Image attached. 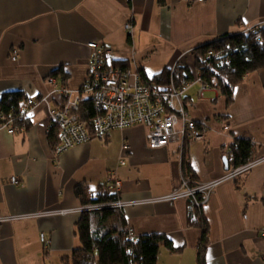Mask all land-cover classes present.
Returning <instances> with one entry per match:
<instances>
[{
    "label": "crops",
    "instance_id": "0c3cea01",
    "mask_svg": "<svg viewBox=\"0 0 264 264\" xmlns=\"http://www.w3.org/2000/svg\"><path fill=\"white\" fill-rule=\"evenodd\" d=\"M251 26H264V0H0V98L20 91L21 104L27 98L38 102L12 133L0 111V218L40 214L0 223V264H62L61 257L79 245L75 223L82 203L75 186L85 182L102 191L105 185L95 189L94 183L104 176L108 184L115 175L122 182L119 199L140 201L124 207L134 234L165 233L180 248H165L158 263L197 264L202 230L188 224L192 199L147 200L171 193L183 177L222 176L232 167L225 169L223 157L238 137L252 141V159L264 155V67L235 85L229 104L212 85L198 97L195 81L196 48ZM91 41L149 77L184 67L191 85L183 101L197 122L207 124L204 138L183 149L175 142L150 149L146 126L136 124L56 154L47 105L39 98L48 95L50 106L59 102L48 81L55 69L65 72L71 88L80 84ZM14 47L16 60L10 57ZM198 210L208 223L204 264H264V162L215 186Z\"/></svg>",
    "mask_w": 264,
    "mask_h": 264
},
{
    "label": "built area",
    "instance_id": "2783aa9c",
    "mask_svg": "<svg viewBox=\"0 0 264 264\" xmlns=\"http://www.w3.org/2000/svg\"><path fill=\"white\" fill-rule=\"evenodd\" d=\"M124 28L127 33L131 34L132 25L130 22L125 23ZM242 32H248L256 36L259 41H263L258 26H251ZM87 45L90 48L87 70L80 84L71 88L66 84H61L58 79L49 77L48 81L53 85L52 93L59 94L60 100L54 106H50L48 105V95L39 98L40 102L47 105L50 126L55 127L58 131L59 142L53 148L56 154H60L77 144L86 143L92 138L107 135L111 130L125 129L136 124L146 126V142L150 149L160 148L172 142L178 143L183 149L186 142L204 138V130L207 128V124L197 122L190 115L183 101L191 85L190 81L181 79L179 83H175L171 78L166 87L160 88L144 79L138 70L115 65L112 50L104 44L91 41ZM208 53L211 56H221L223 50H219L217 53L211 51ZM10 57L13 60L18 58L17 47L11 49ZM219 64L228 65L229 59L221 58ZM195 81L199 84L197 95L203 97L209 84L201 79L199 74L195 77ZM83 98H89L96 110L91 122L92 129L86 126L79 114V105ZM24 104H21L17 109H11L12 111L8 115L0 110L3 125L8 128V132H14L19 127L18 120L27 116L29 112L27 108L36 106L38 102L34 98H27ZM225 128L227 127L225 126ZM122 148L128 149V145L125 143ZM262 162H264V155L253 158L245 164L232 166L222 176L207 181H193L183 177L180 186L171 193L146 200L155 202L190 198L197 207H200L215 186L224 180L236 179ZM119 163L124 164V161L120 160ZM11 181L13 183L19 182L17 176H12ZM121 184L122 182L115 175L103 190L110 191L114 188L113 190L117 192ZM139 202L138 200L127 202L117 199L107 203L87 204L81 206L79 210L82 212L104 207L120 210L128 204ZM38 215L40 214L7 215L0 218V223ZM261 233L264 237V229ZM40 240L45 242L43 233L40 234Z\"/></svg>",
    "mask_w": 264,
    "mask_h": 264
},
{
    "label": "trees",
    "instance_id": "16d2710c",
    "mask_svg": "<svg viewBox=\"0 0 264 264\" xmlns=\"http://www.w3.org/2000/svg\"><path fill=\"white\" fill-rule=\"evenodd\" d=\"M263 41L248 32L219 37L195 49L194 63L201 79L219 89L225 96L226 103L232 101L233 88L239 84L248 72L264 67V26H258ZM223 50L221 56H211L208 52L217 53ZM209 57V58H208ZM228 58V65H220L219 59ZM114 60V58H113ZM114 64L127 67L124 60H114ZM141 76L160 88L166 87L172 78L175 83L181 79L189 80V72L184 67L174 69L163 68L159 73L147 76L144 70H138ZM52 76L58 78L61 84H66L68 76L61 69L52 71ZM67 85V84H66ZM24 94L20 91L6 92L0 98V110L8 115L11 109H17ZM81 120L92 129V118L96 110L89 98H83L79 105ZM104 135L100 138L106 137ZM48 139L54 148L59 142L58 131L49 127ZM253 144L250 138L238 137L231 145L228 154V165L239 166L252 159ZM184 166V165H183ZM184 168V167H183ZM106 185V184H105ZM105 187V186H104ZM90 189L88 184L81 182L74 188L82 206L93 203H107L119 199L118 192ZM191 200V199H190ZM194 203L188 213V224L202 230L198 246L197 264H204V249L208 242V223L200 216ZM124 209L104 207L97 210L82 211L76 221V234L79 245L72 249L69 255L62 256V264H156L161 248L171 253H177L176 247L165 233L154 232L136 236L126 223Z\"/></svg>",
    "mask_w": 264,
    "mask_h": 264
},
{
    "label": "rangeland",
    "instance_id": "374dc122",
    "mask_svg": "<svg viewBox=\"0 0 264 264\" xmlns=\"http://www.w3.org/2000/svg\"><path fill=\"white\" fill-rule=\"evenodd\" d=\"M113 146L114 147H117V145H115V143H113ZM112 147V146H111ZM263 163V162H262ZM108 181H107V178L106 177H102L100 180H98L97 182H95L94 183V188L96 189L97 188V186H99V185H101V184H103V185H105L106 183H107ZM164 252H166V249L165 248H161V251H160V253H159V255H158V260H157V263L156 264H163L162 262L161 263H158V261H159V259H162V258H164V256H163V253ZM161 254V255H160ZM172 264L174 263V262H171ZM49 264H60V263H49ZM165 264V263H164Z\"/></svg>",
    "mask_w": 264,
    "mask_h": 264
},
{
    "label": "water",
    "instance_id": "95a60500",
    "mask_svg": "<svg viewBox=\"0 0 264 264\" xmlns=\"http://www.w3.org/2000/svg\"><path fill=\"white\" fill-rule=\"evenodd\" d=\"M223 163L225 164V169L227 170L229 168V165L227 164L226 157H223Z\"/></svg>",
    "mask_w": 264,
    "mask_h": 264
}]
</instances>
